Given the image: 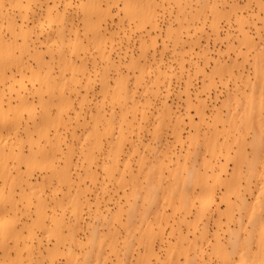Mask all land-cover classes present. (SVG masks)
I'll return each mask as SVG.
<instances>
[{"label":"rangeland","instance_id":"1","mask_svg":"<svg viewBox=\"0 0 264 264\" xmlns=\"http://www.w3.org/2000/svg\"><path fill=\"white\" fill-rule=\"evenodd\" d=\"M90 2L82 0L81 4L88 10ZM95 6L99 11L93 13L99 16L92 14L91 23L101 29L96 41L87 43L79 27L83 43L68 49V42L55 37L46 39L52 36L56 23L35 13L47 8L52 15L69 14L80 10L79 2L0 0L1 14L16 15L15 33L20 34V29L31 31V40H23L28 45L33 41L30 51L36 49L45 57V65H34L22 52L21 37L16 43L8 40L13 25L0 17V68L3 63L13 69L25 62L33 65V75L15 73L7 80L0 79V108L12 123L9 130L0 125V234L11 229L20 232L13 239L0 236V264H9L15 253L29 264L25 260L29 244L23 246L29 235L35 237L31 247L34 254L40 253L32 264L83 262L92 238L99 239L103 234L100 215L111 220L116 202L121 199L123 203L115 184L104 180L101 168L103 162L111 160L106 158L102 136L107 120L113 125L114 135L140 125L135 132L138 136H133L136 143L132 158L127 161L130 145L124 143L117 161L122 178L129 181L132 174L135 185L140 187L144 186L146 170L137 162L139 158L145 165L167 164L165 154L172 150L179 163L184 161L188 167L194 158H184L185 151L192 153L197 147L196 158L208 159L203 150L206 131H217L220 138L223 128L238 119L234 110L245 107L247 98L261 97L264 104V0H95ZM18 10L28 18L18 17ZM145 11L147 17L139 19ZM48 53L55 61H49ZM58 56L69 58L71 66L62 69ZM182 68L189 82L188 101L184 94L166 92L183 91L182 80L164 78ZM60 75L63 78L59 80ZM187 102L198 132L193 137V128L181 126L183 147H173L172 126L167 120H185ZM251 107L255 108L252 117L244 118L251 127L247 122L240 124L239 144L232 138L228 140L227 148L235 158H220L224 171L215 188V202L201 203L202 210L213 212L212 220L222 227L218 248L213 247V239L200 242L197 238L206 227L212 233L214 225L206 217L201 219L196 211L186 215L187 226L178 229L185 238L181 244L190 264H264V163L254 162L249 171L243 160L254 159L261 150L264 153V131L259 133L257 148L250 143L253 131L264 124V106L260 110L257 103H252ZM199 117L206 125L199 124ZM26 125L31 128L28 139L24 134ZM15 135L21 143L10 147L16 142ZM201 173L204 174L202 170ZM22 190L28 196H22ZM187 190L201 195L195 185ZM69 193L77 198L81 213L78 225L67 204ZM33 194H41L44 199L47 217L42 218L43 227L50 228L51 233L35 222L23 226L36 206ZM10 205L17 210L6 211ZM51 217H61L64 225L58 226L49 220ZM248 218L260 221L255 233L249 227L238 226L239 220L246 222ZM112 223L119 230L117 222ZM93 228L98 229L97 233L93 234ZM227 228L234 234L230 235ZM168 234L169 229H165L171 244L178 242L176 236ZM115 238L114 243L118 236ZM106 245H102L104 264H115V254ZM152 250L163 260L164 247L158 240L152 243ZM173 251V260L183 264V256ZM130 255L127 264H139L147 252L143 244L134 245ZM150 264L156 263L152 259Z\"/></svg>","mask_w":264,"mask_h":264},{"label":"bare ground","instance_id":"2","mask_svg":"<svg viewBox=\"0 0 264 264\" xmlns=\"http://www.w3.org/2000/svg\"><path fill=\"white\" fill-rule=\"evenodd\" d=\"M80 3L79 11H72L69 14H63L56 12L55 15H52L48 9L45 10L38 9L35 13L37 16H42L48 21H52L56 23V28L53 31L52 36H47V40L53 39V37L62 40V42H68V49H71L74 44L78 43L82 45L83 41L80 40L79 30L81 27L83 30V35L85 41L89 44H92L96 41V37L99 36L101 29L100 27H95V23H91V15L99 16L96 13H93V10L99 11V8L95 6V0H91L89 9L87 10L84 5H82V0H73ZM95 7V8H94ZM41 8V7H40ZM146 12L140 14L139 19H143L146 16ZM101 14V13H100ZM18 17L23 19H27L28 15L22 14L21 10H18ZM34 15V16H35ZM0 17L6 18L8 23L13 25V28L10 32V36L8 40L12 43H16L17 37H21L22 39V52H26L29 58H31L34 62L33 64L36 66L45 65V57L40 55L36 49H33V52L30 51V46L32 44H27L23 39L31 40V31H23L22 29L20 34H16V25H15V13L12 14H1ZM92 32H91V31ZM88 32L91 33V37H88ZM6 42V40H5ZM142 46V43H140ZM94 47V46H93ZM48 51V50H46ZM73 51V50H72ZM70 51V52H72ZM49 61H55V57L48 53ZM57 62L59 66L63 69L68 65L71 66V60L68 58H61L58 56ZM181 69L180 72L169 73L165 75L164 78L172 79L178 78L184 82L183 91H176L167 89V94H184L186 101H188L189 96L187 94L189 82L187 77L184 75V71ZM33 72V65L29 62H25L23 64H19V66L9 67L8 64L3 63L0 68V79L2 81L7 80L11 77H14L15 73L18 74H26ZM143 72V71H142ZM140 72V75L142 74ZM33 75V73H32ZM62 75V74H61ZM59 76V80L63 78V76ZM47 79L49 77L47 76ZM17 97L23 98L20 93H17ZM113 100L115 101V96L113 95ZM245 107H239L234 110L237 112V120L229 123L224 127L223 132L221 134V141L219 138V134L217 131L209 132L206 131L203 139V150L207 153L208 159L204 157L197 159L198 149L195 147L192 153L185 151L184 158L190 159L193 155L194 159L191 160L190 166L187 167L186 163H179L178 157L175 155L174 151L169 150L165 155L168 156L167 164L152 162L148 165H145L142 158L137 160L138 163L141 164L142 169L144 171V186H136L135 185V176L130 174L129 181H125L122 178L121 172L122 169L117 167V161L122 153V147L124 143H128L130 145V152L126 153L127 161L132 158V154L135 152V143L136 140H133V136L136 131H139L140 125L137 124L136 127L131 126L129 131L126 133L123 130H119V132L114 135L113 134V125L106 121L105 127L103 128L102 136L105 137V144L107 146V152L105 153L106 158H110V161L103 162L101 165L102 172L104 175V180L106 183H114L116 187V192L121 193V197L123 198V203L117 201L116 210L110 216L111 220L107 218L106 215H100L102 217V231L103 234L99 236L100 238L93 237L90 242V249L88 251H84L83 254V262L81 264H104L105 262V251L103 250V243H106V247L110 250L111 253L115 254L116 262L115 264H127L128 258L131 256L130 254L133 251L134 245H141L145 247L147 252V256L141 258L139 264H150V261L153 259L156 264L162 262L163 264H179L173 260V250H176L177 253H180L183 256V264H190L189 256L183 250V243L185 238H182L181 234H179L178 229L185 225L187 226V222L185 221V216L190 214L192 211H196L197 215H200V218L206 217L207 221L212 220L213 212H206L202 210L201 203L205 201L207 203L213 204L215 202V188L218 186V182L221 177V173L224 171L223 166L220 164V158H224L225 161H230L235 157L231 155L230 150L227 148L229 138H232L233 142H237L240 140L239 137H242L240 134L239 126L241 123H246L244 118L252 117V114L255 108L251 107L252 103H257L258 108L262 110L264 104L261 97H257L253 99L252 97L247 98L245 101ZM9 107V106H8ZM186 114L185 120L180 117H174L173 119L167 120L168 125H171V132L173 135V147L176 145H180L183 147L182 139H181V126H188L191 129L193 128L196 132L198 129L195 127L192 119L190 118L189 108L191 105L187 102L186 105ZM239 110V111H237ZM196 115H199V112L195 111ZM47 121V118H46ZM163 121H160L159 124H163ZM205 124L206 122L204 118L199 117V124ZM251 127V123L247 122ZM0 125L9 130L11 129L12 123L8 122L5 119V115L3 109L0 108ZM30 127L28 125L25 126L24 134L26 138L31 135ZM264 131V124L261 123L258 131H253V136L251 138V144L254 148H257L260 145V136L259 133ZM94 137H97L98 131H93ZM15 143H11L10 147L13 144L21 143V139L17 138L15 135ZM94 146H96V142H93ZM175 158V159H173ZM254 159L246 158L243 159L247 162V168L252 170L255 166L254 162L264 163V153L263 151H259L257 154L252 157ZM174 160V161H173ZM126 162V161H125ZM125 167V166H123ZM201 170L204 172L201 173ZM164 173L167 174V177L164 179ZM204 175H208L203 177ZM190 185H195L200 189L201 195L196 196L193 193H189L187 190ZM29 187V184H27ZM21 195L26 197V191L21 192ZM108 190L105 188V196H108ZM33 197L36 201V206L34 212L30 215H27L28 218L25 220V225L28 222H35L41 228L45 230L46 233H51L52 230L50 228L43 227L42 218L47 217L46 206L44 199L41 194H33ZM68 207L71 209V213H73L75 217L76 225L79 224V220L81 219V213H78L79 209H77V198L73 193L68 194L67 198ZM201 208V209H200ZM199 209V210H198ZM217 208L215 207V210ZM17 207L15 205H10L9 208H6V211L15 212ZM102 214V213H101ZM201 218V219H202ZM49 220H52L58 226H63L64 222L61 217H51ZM112 221H116L119 230H115L114 224ZM258 220L252 221L249 218L244 222L243 220H239L238 226L239 228H251L252 232L255 233V230L259 226ZM207 223V222H206ZM212 224L214 225V230L210 233V230L206 227L200 233V236L197 237L200 242L207 241L213 239V247L217 246L218 248V235L219 231L222 230V227L215 220H212ZM176 227V229H175ZM165 229H169L170 236H176V243L173 245L168 240V237L165 235ZM98 229L93 228V234L97 233ZM104 230L106 232H104ZM230 235H233V231L229 228L226 229ZM118 233L116 235L115 233ZM19 231L16 229H11L10 231L2 232L0 236H8L13 238H17L19 236ZM210 233V234H209ZM118 236V240L114 243L113 240H116V236ZM195 238V240L197 239ZM35 240L34 236H27V240L23 242L24 245H28L26 249V257L25 260L32 264L33 258H37L38 255L34 254L33 242ZM158 240L159 243L164 247V258H161L153 253L152 243ZM106 241V242H105ZM113 243V244H112ZM31 248V249H30ZM176 248V249H175ZM30 251V253H29ZM198 252L201 254V247L198 248ZM29 253V254H28ZM165 261H167L165 263ZM9 264H24V260L19 253H15V256L10 260Z\"/></svg>","mask_w":264,"mask_h":264}]
</instances>
